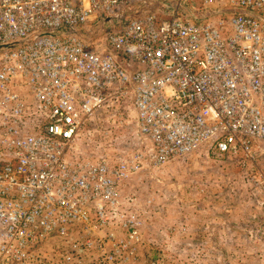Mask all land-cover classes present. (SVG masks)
Wrapping results in <instances>:
<instances>
[{
	"label": "built area",
	"instance_id": "2783aa9c",
	"mask_svg": "<svg viewBox=\"0 0 264 264\" xmlns=\"http://www.w3.org/2000/svg\"><path fill=\"white\" fill-rule=\"evenodd\" d=\"M159 1L0 0V264H50L48 243L59 264H134L121 184L196 151L264 191V0ZM124 98L145 147L78 157L90 116Z\"/></svg>",
	"mask_w": 264,
	"mask_h": 264
},
{
	"label": "rangeland",
	"instance_id": "374dc122",
	"mask_svg": "<svg viewBox=\"0 0 264 264\" xmlns=\"http://www.w3.org/2000/svg\"><path fill=\"white\" fill-rule=\"evenodd\" d=\"M135 129L129 98L107 102L84 125L76 155L111 164L128 160L145 147ZM252 175L260 177L236 159L201 150L130 176L120 191L123 199L135 198L141 219L134 264H264V191ZM58 251L48 243L40 254L59 264Z\"/></svg>",
	"mask_w": 264,
	"mask_h": 264
},
{
	"label": "water",
	"instance_id": "95a60500",
	"mask_svg": "<svg viewBox=\"0 0 264 264\" xmlns=\"http://www.w3.org/2000/svg\"><path fill=\"white\" fill-rule=\"evenodd\" d=\"M159 3H160L161 5H163V6H165V7L172 8V5L166 3L165 0H161V1H159ZM187 10H188V9H187ZM188 11H189V10H188ZM217 13H219V12L209 13V14H196V13H191V12H190V14L192 15V17H194L196 20L201 19V18H206V17H208V15H211V16H212V15H215V14H217Z\"/></svg>",
	"mask_w": 264,
	"mask_h": 264
},
{
	"label": "crops",
	"instance_id": "0c3cea01",
	"mask_svg": "<svg viewBox=\"0 0 264 264\" xmlns=\"http://www.w3.org/2000/svg\"><path fill=\"white\" fill-rule=\"evenodd\" d=\"M203 243H206V242H203ZM216 244H217V243L214 242V245H213V246H215L214 249H217V245H216Z\"/></svg>",
	"mask_w": 264,
	"mask_h": 264
}]
</instances>
